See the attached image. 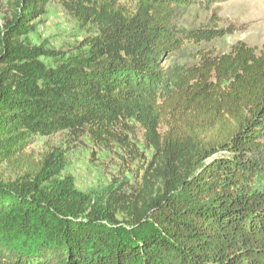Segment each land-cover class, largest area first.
Wrapping results in <instances>:
<instances>
[{
  "label": "trees",
  "instance_id": "obj_1",
  "mask_svg": "<svg viewBox=\"0 0 264 264\" xmlns=\"http://www.w3.org/2000/svg\"><path fill=\"white\" fill-rule=\"evenodd\" d=\"M52 1L8 0L0 22V264H264V46L167 65L227 34L177 13L226 0H59L89 33L60 57L29 40ZM57 133L118 147L133 179L79 193L28 152Z\"/></svg>",
  "mask_w": 264,
  "mask_h": 264
},
{
  "label": "rangeland",
  "instance_id": "obj_2",
  "mask_svg": "<svg viewBox=\"0 0 264 264\" xmlns=\"http://www.w3.org/2000/svg\"><path fill=\"white\" fill-rule=\"evenodd\" d=\"M14 13L8 0H0L1 23L12 18ZM34 22L37 23V29L29 35L31 44L54 49L60 57L71 54L89 35L59 0H53L47 14ZM176 22L181 30L216 27L226 29L227 34L200 44L186 41L182 50L166 60L167 65L188 61L198 48H215L217 52H229L238 41H244L253 47L264 46V0H226L213 4L210 9L194 5L179 11ZM42 60L47 64L56 63L50 57H42ZM135 130L133 141L151 156V150H147L143 143L141 131L138 128ZM28 152L36 160H40L47 153L57 154L56 158L64 161L66 165L62 173L63 179L71 181L79 193L91 196L94 200L117 177L124 176L125 181L133 179L132 171L126 169L128 163L121 158L123 153L118 147L107 149L98 146L88 136L78 140L72 139L66 133L38 136ZM4 167V176L13 180L16 175L9 168L11 166ZM257 186L264 190V172L260 173Z\"/></svg>",
  "mask_w": 264,
  "mask_h": 264
}]
</instances>
